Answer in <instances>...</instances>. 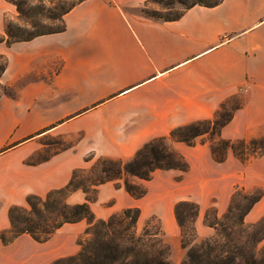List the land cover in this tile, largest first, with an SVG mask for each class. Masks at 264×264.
<instances>
[{
  "label": "crops",
  "instance_id": "1",
  "mask_svg": "<svg viewBox=\"0 0 264 264\" xmlns=\"http://www.w3.org/2000/svg\"><path fill=\"white\" fill-rule=\"evenodd\" d=\"M130 1L82 0L65 14L62 32L0 43L7 59L0 80L14 92L0 94V233L10 227L11 207H24L28 196L44 197L65 186L73 170L86 167L87 155L128 160L177 126L211 119L239 89L244 101L221 129V138L264 137V0L195 5L172 21L123 11ZM2 10L0 3L1 31ZM47 134L70 144L45 156L41 139ZM171 147L189 168L153 172L180 176L168 184L165 215L155 213L169 260L180 264L185 250L174 203H197L196 233L209 237L213 231L199 223L200 217L211 206L221 215L239 181L245 191H262L246 215L255 220L264 214V168H255L264 167V155L250 161L245 178L238 180L227 170L239 164L230 154L217 163L207 143ZM120 181L97 186L89 202L97 219L134 206L146 216L144 198L132 197ZM85 196L76 190L67 201L81 203ZM87 226L85 220L65 223L42 242L27 233L0 240V264H49L73 255Z\"/></svg>",
  "mask_w": 264,
  "mask_h": 264
},
{
  "label": "trees",
  "instance_id": "2",
  "mask_svg": "<svg viewBox=\"0 0 264 264\" xmlns=\"http://www.w3.org/2000/svg\"><path fill=\"white\" fill-rule=\"evenodd\" d=\"M14 6L16 15L9 18L3 15L0 43L7 46L28 41L37 36L62 32L65 29L64 16L82 0H5ZM221 0H165V11L144 12L146 17L162 21L178 19L187 9L200 5L213 7ZM174 10V11H172ZM7 66V59L0 54V79ZM0 93L14 96L10 88L0 80ZM232 117L220 109L211 119L197 120L173 128L168 135L155 137L140 147L128 160L97 157L89 172L85 168L72 171L68 183L49 191L44 197L30 195L26 203L33 212L38 211V203L58 220L53 227L43 229L44 235L36 233L31 226L17 227L12 238L27 233L34 240L42 242L61 225L85 220L87 239L77 242L79 250L70 256L60 257L49 264H170L169 249L161 238L160 226L152 227L147 223L140 233L135 231L139 219L138 207H127L107 219H95L89 202L95 199L98 185L107 181H123V187L134 198L145 194V189L125 180L133 176L141 180H149L155 170H177L181 173L188 171L189 165L178 154L167 139L182 142L186 145L195 144V139L207 134L218 138L215 146L209 145L211 158L220 163L225 159L227 150L240 161H245L257 151L264 152V139L257 138L245 141H231L220 137V131ZM238 147V148H237ZM95 157L87 155L84 160ZM76 190L85 193V201L70 204L69 194ZM262 197L261 191L255 194L247 193L243 187H234L231 200L226 212L221 218L213 208V220L204 216V224L216 231L217 239H204L199 243L188 242L184 238L185 221H194L198 213V205L192 200H179L173 206V214L181 231V245L186 249L185 257L180 264H264V258L257 259L251 252V237L244 226V217L252 206ZM14 206L9 210V221L12 226L11 212L19 209ZM264 221V216L261 218ZM38 230V229H37ZM0 233L3 243L9 242ZM250 250V251H249Z\"/></svg>",
  "mask_w": 264,
  "mask_h": 264
},
{
  "label": "rangeland",
  "instance_id": "3",
  "mask_svg": "<svg viewBox=\"0 0 264 264\" xmlns=\"http://www.w3.org/2000/svg\"><path fill=\"white\" fill-rule=\"evenodd\" d=\"M164 1L165 0H131L130 2L123 5L122 9H123V11H125L127 13H134V14H139V15L145 16L144 12L149 13V12H153V11H162V12L165 11V8L163 6ZM0 3L3 5L2 16H1L2 19H3V15H6L9 18L15 17L16 12H15V8L13 5L6 2L5 0H0ZM172 11H174V10H172ZM0 33H1V30H0ZM243 92H244V89H239L237 91V93H235V95L227 98L223 103H221L218 110L221 109L222 112L226 111L228 113L233 114L234 109L236 107L240 106L242 104V102L244 101ZM0 94H3V93H0ZM259 138L264 139V137H259ZM217 139L218 138H216V137L211 138L207 134H204V135L196 138L195 143H199V142L200 143H207L208 146L209 145L215 146L218 142ZM253 139H257V138H253ZM41 141L46 144L45 156H49L51 153L56 152L58 150H61L64 147L69 146V144H70L68 142L62 141L60 137H58L54 134H47V135L43 136ZM231 141H235V142L245 141V142H247L249 140L246 141V140L236 139V140H231ZM167 143L170 145H173L174 142L171 140V138H168ZM226 154L232 155L239 163V164H237L236 167L229 166L227 168V170L228 171H235L236 178L238 180H243L245 178L244 176H245V172H246L245 166L250 161H253V159L264 155V152L257 151V153L255 155L249 156L248 159L245 161H240L239 159H237L232 154L231 150H227ZM96 158L97 157L95 156L92 159H90L89 161H87L88 164L85 167V172H89L90 168L94 165ZM255 168L263 169L264 167L259 163L257 166H255ZM166 173L167 172H158L156 174H153L151 179H149V180H141V179L133 177V176H126L125 177V180L129 181L132 184L139 186L140 188H144L146 191L145 194L143 196H141L144 198L143 210H144V213L146 214V216L139 215L140 218L138 219V221L135 225V231L137 233H140L142 231L143 227L147 223H149V225L152 227L160 226V220L157 216L158 214L155 212L157 211V212H159V214L165 215V213L168 209V206H169V199L166 196V194H167L166 190H167L168 184H169V182H173L174 180H178L180 178V176H175V177L170 179ZM120 183L122 184L123 181L121 180ZM236 184L239 187H241L239 181ZM257 191H261V190L258 188L246 190L247 193L252 194V195L255 194ZM232 192H233V190H231V195H232ZM79 193H81V192H79ZM261 193H262V191H261ZM231 195L229 198V202L231 200ZM69 201L72 202V200H69ZM70 202H68V203H70ZM70 204H73V203H70ZM228 205H229V203H228ZM37 206H38L37 207L38 211H36V212H33L28 205H25L24 207H20L19 209L13 210L11 212V221H12V224L14 226H12L10 224L9 229L7 231L3 232L4 237L6 239L12 238L13 234L17 230V227H21V226H31V227L35 228L36 233L40 236L44 235L42 232L43 229H48V228L53 227V225L58 220V218H55V216H53V214H51L47 211H44L39 203ZM213 208L214 207L211 206V207H208L207 209H205L202 216L200 217L199 223L201 225L206 226L204 224V216L205 215H207L210 220H213V211H212ZM226 210H227V208L225 209V211L221 215L217 214V216L219 218H221L222 215L226 212ZM197 216H198V213H197L194 221H192L191 219H188L185 221V230L186 231L184 234V238L188 242H190V240H193L191 243H199L200 241H202L204 239H209V240L217 239L216 231L213 228H211L213 231V234L209 237H203V236H200L196 233L195 223L197 220ZM263 216H264V214L260 215L255 220H250V219L246 218V216L244 217V226L247 227L248 234L251 237V244L250 245L254 246L253 248H251V252L255 255V257L257 259L264 258V221H261V218ZM94 218L97 219L95 216H94ZM206 227H208V226H206ZM160 229H161V227H160ZM179 230H180V228H179ZM87 238H88V235H85V233L83 232L77 238V242L79 240L81 241V240H84ZM180 241H181V231H180ZM165 245H167V244H165ZM167 247H168V245H167ZM168 249H169V247H168ZM183 249L185 250V254H186V249L185 248H183ZM78 250H79V246H78ZM184 257H185V255H184ZM168 259H169V255H168ZM169 262H170V260H169ZM170 264H171V262H170Z\"/></svg>",
  "mask_w": 264,
  "mask_h": 264
}]
</instances>
